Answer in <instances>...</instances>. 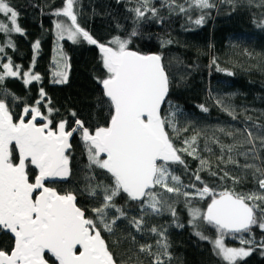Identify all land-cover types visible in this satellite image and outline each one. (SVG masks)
Masks as SVG:
<instances>
[{
	"label": "trees",
	"instance_id": "trees-1",
	"mask_svg": "<svg viewBox=\"0 0 264 264\" xmlns=\"http://www.w3.org/2000/svg\"><path fill=\"white\" fill-rule=\"evenodd\" d=\"M8 2L18 12L17 22L24 33L0 32V47L4 48L0 52V72L4 71L2 65L8 63L9 58L13 69L20 66L19 76L6 77L0 82V99L5 101L14 119L21 116L25 107H39L54 129L58 122L66 121V130H69L76 120L82 121L90 132L108 127L113 108L102 89V81L109 73L99 45L116 47L111 43L115 37L129 40L127 48L143 54L157 53L162 58L169 77V94L161 115L175 113L176 130L166 126L174 146L187 147L184 142L196 137L192 147L197 155L178 153L184 163L169 162L172 174L179 176L182 182L180 185L173 182L171 187L180 186L182 192H194L195 189L187 186L195 184L196 188H201L206 183L217 194L229 191L264 195L258 183L264 178L261 175L264 147L259 139L255 145L247 143V131L256 138L264 136V0H210L215 7L203 10L190 6L186 0H175L174 4L172 0H149L147 7L143 0H74L77 22L97 44H90L82 37L76 42L67 38L61 40V49H58L67 60V79L63 83L57 82L61 78L53 74V66L57 53L55 25L63 16L55 13L65 7L66 0ZM177 5L187 11L180 12ZM137 8L145 12L144 17L137 16ZM152 8L156 9L155 15L150 11ZM201 15L205 16V21L196 25L194 21ZM0 21L8 24L3 14ZM9 39L14 47L8 46ZM36 41L40 42L38 49L34 47ZM25 72L38 74L40 80L24 83L25 79H30L24 76ZM41 88L45 93L43 97ZM201 106L208 111H203ZM48 108L52 109L51 113ZM228 145L235 146L231 153L222 147ZM253 148L255 155L250 151ZM68 156L71 171L67 181L51 185L59 193L75 194L87 218L97 220L92 210L102 205V191L97 189L93 196L91 188L114 182L106 170L95 165L89 167L80 131ZM229 156L236 163H229ZM200 159L208 161L210 167L201 170ZM12 160H17L15 148H12ZM246 164L254 167L245 168ZM28 173L32 180L37 171L28 164ZM196 174L200 175V181L195 179ZM152 191L159 193L163 202L159 214L142 210L140 202L129 199L123 192L114 198L116 208L107 211L109 220L119 216L117 209L125 212V216L115 220L111 233L101 230L118 264H154L156 253H160L163 264H228L216 255L212 243L219 230L202 219L194 227L185 196L168 193L160 186ZM208 203L210 197L207 196L191 200L192 207L202 210H206ZM255 203L259 205L255 210L256 219L264 222V201ZM141 216L143 223L138 230L132 219ZM97 227L103 229L98 221ZM153 228L157 231L153 232ZM197 232L210 239H201ZM241 237L254 243L242 245ZM262 241L264 229L258 224L253 225L250 232L226 233L224 238L227 247L252 248L250 255L238 259L237 264H264ZM142 245H151L152 254L141 251ZM46 258L51 264H57L51 257Z\"/></svg>",
	"mask_w": 264,
	"mask_h": 264
},
{
	"label": "snow or ice",
	"instance_id": "snow-or-ice-1",
	"mask_svg": "<svg viewBox=\"0 0 264 264\" xmlns=\"http://www.w3.org/2000/svg\"><path fill=\"white\" fill-rule=\"evenodd\" d=\"M174 2L172 0L173 4ZM143 3L147 7L149 0H143ZM186 3L201 10L215 7L210 0H186ZM177 7L180 12L187 11L182 5ZM73 9L74 0H66L65 7L55 13L70 21L68 25L56 23L57 36L62 39L67 33L68 39L73 42L80 36L90 44H97L89 32L79 25ZM135 11L138 17H144L145 12L140 8ZM150 11L155 15V8ZM0 14L8 19V24L0 21V32L6 35L12 32L24 34L17 22L18 12L8 0H0ZM204 21L205 16L201 15L194 23L202 25ZM129 42L115 37L111 43L116 47L99 45L103 53V64L109 73L102 85L113 108L108 127H99L90 132L83 127L82 121L76 120V127L71 130L66 131V121L58 122L56 130H53L50 127L52 122L47 116L43 117L47 123L37 126V117L42 115L39 107H25L24 114H31V119L25 122L21 117L14 123L7 104L0 99V230H8L14 234L15 239L10 253L0 250V264H48L44 258L45 251L51 253L59 264H115L113 255L101 236V230L111 233L115 220L125 216V212L117 209L119 216L109 220L107 211L116 208L114 198L123 192L129 199L139 201L142 210L150 209L159 214L163 202L160 194L152 191L156 186L168 193L185 196L192 217L190 223L194 227L202 219L219 230L218 237L212 241L217 256L222 257L228 264H237L238 259L250 255L251 247H227L224 238L226 233L250 232L251 227L257 224L264 229V222H258L255 215V210L259 208L255 201H264V195H244L229 191L217 194L206 183L201 188H196L195 184L187 186L195 189L194 192H182L180 186L169 187L170 180L177 185L182 183L179 176L172 174L169 162L183 164L184 161L178 153L197 155L196 149L192 147L196 137L184 142L187 147L178 149L174 146L166 126L176 130L173 121L175 113L161 115V106L166 102L169 92V77L161 63L162 58L160 55H142L130 51L127 49ZM39 43L36 41L34 47L38 49ZM8 46L14 47L10 39ZM3 51L4 48L0 47V52ZM2 67L4 71L0 72V82L6 77L20 75V66L17 65L14 70L10 58ZM55 75L61 78L57 82L63 83L67 79L64 72ZM24 76L30 77L24 80L26 84L32 80H40L38 74L25 72ZM40 95H45L42 88ZM36 103L38 105L39 101ZM201 108L208 111L203 106ZM48 111L51 113L52 109L48 108ZM72 115L75 116V113ZM78 130L85 142L89 167L95 165L106 170L114 182L112 185L97 184L91 188L93 196L97 194V189L102 191V205L92 210L97 220L87 218L84 211L77 207L75 195H61L55 188L46 187L44 183L45 180L66 178L70 175V160L66 151L71 147L70 137ZM257 139L261 147H264V136L256 138L251 131H247L248 144L255 145ZM13 142L19 153L18 163H13L12 160ZM222 147H226L231 153L235 146ZM189 148L192 150L189 151ZM250 151L255 155V148ZM228 162L236 163L231 156L228 157ZM28 164L38 169L34 183L29 182ZM200 165L201 170L210 167L204 159H200ZM244 167L252 168L254 165L246 164ZM261 175L264 176V172ZM195 179L200 181V175L196 174ZM235 179L233 177L234 182ZM258 183L264 189V178L259 179ZM206 196L210 197L206 210L191 206L192 199H203ZM168 207L175 215L171 205ZM97 221L103 229L97 227ZM132 223L139 230L143 216L140 219L133 218ZM152 231L157 230L153 228ZM196 234L201 239H210L200 232ZM240 242L242 245L254 243L242 237ZM77 246H80L78 253ZM261 246H264V241ZM163 247L166 250L168 244L165 242ZM140 250L152 254L151 245H142ZM164 254L167 255V252ZM155 257L154 264H163L160 253H156Z\"/></svg>",
	"mask_w": 264,
	"mask_h": 264
},
{
	"label": "water",
	"instance_id": "water-1",
	"mask_svg": "<svg viewBox=\"0 0 264 264\" xmlns=\"http://www.w3.org/2000/svg\"><path fill=\"white\" fill-rule=\"evenodd\" d=\"M100 49V48H99ZM128 50H130V51H134V52H138V51H136V50H134V49H131V48H127ZM138 53H140V52H138ZM140 54H142V55H158L157 53H150V54H143V53H140ZM161 63H162V61H161ZM102 89H103V85H102ZM103 91H104V89H103ZM105 94V93H104ZM168 94H169V92H168ZM167 97H168V95L166 96V98H165V101L167 100ZM107 98V97H106ZM108 99V98H107ZM165 104V103H164ZM164 104H162V106H161V111H162V108H163V106H164ZM42 114V113H41ZM13 117V116H12ZM21 117H23L24 118V120H25V122H28L30 119H31V115H30V117H29V115H25L24 114V112L21 114V116L18 118V120L17 121H15L14 120V118H13V122L14 123H16V122H18L19 121V119L21 118ZM43 117H44V115L42 114L41 116H39V117H37V120H36V124H37V126H40V125H42V124H44V123H46L45 122V120L43 119ZM110 125V124H109ZM73 127H76V124H74L73 125ZM72 127V128H73ZM83 127H84V125H83ZM71 128V129H72ZM71 129H69V130H71ZM53 130H56V129H54L53 128ZM67 131V130H66ZM78 132H79V130L77 131V132H75V133H73V135H72V137H70V139H69V143H70V145H71V147L66 151V155H68L69 154V152L71 151V149H72V142H73V140H74V138H75V136L78 134ZM12 146H14L15 147V149H16V151H17V153H18V149L16 148V146H15V142H13V145ZM11 146V147H12ZM18 155H19V153H18ZM70 160V159H69ZM26 164H27V161H26ZM69 167H70V171H71V162H70V164H69ZM34 168H35V166H34ZM36 169V168H35ZM37 170V175H38V169H36ZM69 177V176H68ZM68 177H66V178H55V179H50V180H45V186L46 187H51V188H54L53 186H51V184L52 183H54V182H56V181H62V182H66L67 181V179H68ZM32 183H34V182H32ZM56 189V188H55ZM56 191H57V189H56ZM58 192V191H57ZM59 193V192H58ZM35 194V193H34ZM61 195H63L62 193H60ZM73 194V193H72ZM73 195H75V194H73ZM76 196V195H75ZM136 202H139V201H136ZM75 203H76V205H77V207H79V205H78V203H77V197H76V201H75ZM80 208V207H79ZM83 210V209H82ZM84 211V210H83ZM84 213H85V211H84ZM85 216H86V214H85ZM87 217V216H86ZM4 231L5 232H7V233H9L10 235H11V237L14 239V234H12L11 232H9L8 230H6V229H4ZM102 236V235H101ZM102 238H103V236H102ZM104 239V238H103ZM105 240V239H104ZM106 242V241H105ZM14 244H15V239H14ZM107 244V243H106ZM108 246V245H107ZM14 248V247H13ZM109 249V248H108ZM80 251V246H77V253ZM110 251V250H109ZM10 253V252H9ZM47 256H49V257H51L55 262H57L58 264H59V262L51 255V253H49V252H47V251H45V254H44V258L48 261V259L46 258ZM113 259H114V257H113ZM115 260V259H114ZM48 264H51L49 261H48ZM115 264H118L116 261H115Z\"/></svg>",
	"mask_w": 264,
	"mask_h": 264
},
{
	"label": "rangeland",
	"instance_id": "rangeland-1",
	"mask_svg": "<svg viewBox=\"0 0 264 264\" xmlns=\"http://www.w3.org/2000/svg\"><path fill=\"white\" fill-rule=\"evenodd\" d=\"M58 22H61V23H64L65 25H68L70 24V21L67 17L65 16H62L61 19L58 20ZM56 37H57V44H56V47H57V53H56V59H55V64L53 66V74L55 75L56 73L58 72H64L66 73V67H67V60L66 58L64 57V55L62 54V52L60 51L61 49V40L64 39V38H67L68 39V36H67V33L64 34L63 38H59L57 36V33H56ZM80 36H78L77 38H79ZM70 40V39H69ZM60 48V49H58ZM15 70V69H14ZM57 76V75H55ZM59 77V76H57ZM60 78V77H59ZM173 182L170 180L169 181V187H171V184ZM150 210V209H149ZM219 235V234H218Z\"/></svg>",
	"mask_w": 264,
	"mask_h": 264
},
{
	"label": "flooded vegetation",
	"instance_id": "flooded-vegetation-1",
	"mask_svg": "<svg viewBox=\"0 0 264 264\" xmlns=\"http://www.w3.org/2000/svg\"><path fill=\"white\" fill-rule=\"evenodd\" d=\"M29 115V117H30V115L31 114H28ZM15 121H17L18 120V118L17 119H14ZM11 148H15L14 146H12ZM16 150V149H15ZM17 152V151H16ZM13 163H18V153H17V160L15 161V162H13ZM28 163V162H27ZM34 167V166H33ZM37 171V170H36ZM27 172H28V168H27ZM37 175V174H36ZM35 175V176H36ZM28 176H29V173H28ZM34 179H35V177L31 180L30 179V177H29V182H34ZM52 186V185H51ZM35 195L36 194H34V198H35ZM0 246H3V247H5L6 248V250H5V248L4 249H0V250H3V251H5V252H11V250L13 249V247H14V239L11 237V235L9 234V233H7V232H5L4 230H0ZM58 264V263H57Z\"/></svg>",
	"mask_w": 264,
	"mask_h": 264
}]
</instances>
